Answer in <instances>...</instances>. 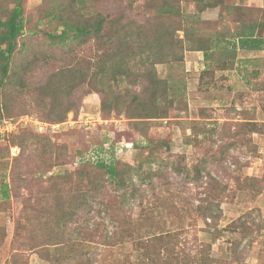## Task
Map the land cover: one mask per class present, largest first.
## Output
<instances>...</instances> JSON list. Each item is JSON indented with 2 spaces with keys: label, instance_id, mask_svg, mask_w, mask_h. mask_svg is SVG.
<instances>
[{
  "label": "rangeland",
  "instance_id": "obj_1",
  "mask_svg": "<svg viewBox=\"0 0 264 264\" xmlns=\"http://www.w3.org/2000/svg\"><path fill=\"white\" fill-rule=\"evenodd\" d=\"M11 1L0 0V7H12ZM56 1L25 0L29 27L48 30L45 10ZM163 2L88 0L87 8L123 18L133 27L156 29L165 22L177 29V39L184 41L182 60L156 66L158 77L167 82L169 98L175 99L170 117L139 119L136 111L124 112L127 105L122 104L120 111L104 112L102 95L88 84L54 106L58 113L60 107L73 105L64 122L54 120L49 100L42 105L35 96L11 92L5 105L9 116L0 98V124L29 117L13 135H36L55 145L42 151L31 138L23 147L12 146L11 134H0V264H50L41 250L32 248L44 236L35 219L51 202L46 192L57 187L50 177L76 174L82 164L96 166L101 161L131 171L124 187L104 180L100 192L64 227L68 239L92 242L85 249L69 246L74 256H62L60 264H83L81 259L90 264H138V241L168 234H174L176 250L184 257L204 253L222 264H264V44L255 51L234 47L239 19L260 18L264 0H226V8L200 13L194 3L181 2L188 19L162 17L158 11ZM21 41L29 46L26 54L17 56L19 66L33 55L56 57L31 71V87L44 84L64 67L65 61L42 38ZM137 43L134 40V47ZM224 48L236 51V56L225 55ZM102 49L95 43L81 47L71 63L84 69L89 65L85 61ZM228 60L233 66L223 70ZM136 74L112 84V91L141 93L147 83L138 82ZM36 122L62 126L39 132ZM250 123H256L258 133L245 126ZM74 183L62 181L63 193ZM5 185L8 199L1 197ZM207 200L215 205L214 218L197 211ZM26 211L32 222L24 221L22 238L17 239L16 224ZM104 233L107 245L102 244Z\"/></svg>",
  "mask_w": 264,
  "mask_h": 264
},
{
  "label": "trees",
  "instance_id": "obj_2",
  "mask_svg": "<svg viewBox=\"0 0 264 264\" xmlns=\"http://www.w3.org/2000/svg\"><path fill=\"white\" fill-rule=\"evenodd\" d=\"M87 1H56L52 7L45 10L44 17L48 20V30L29 27L30 21L26 15L25 0H12V7H0L1 105L5 107L7 103L9 104L11 92L16 95L35 96V100L42 105L49 100V104L52 106L50 113H53L54 120L64 122L72 111L73 105L70 103L66 107H60L62 110L58 113L54 112L56 110L54 106H60L70 99L78 87L88 84L92 91L102 95L104 112L120 111L122 104V106L127 105L124 112L136 111V116L139 119L152 120L170 117L171 110H174L175 99L169 98L167 82L158 77L156 66L163 64L165 60H182L184 41L180 38L177 39L175 34L177 29L173 30L172 24L165 22L158 23L156 29L147 25H135L134 27L131 23L126 25L123 18L91 11L89 7L87 8ZM181 2L194 3L199 13L221 6L227 7L226 0H164L158 12L162 17L180 16L188 19L189 17L183 14ZM259 11H261V17L256 20L239 19L240 27L235 35L237 43H234V47L239 44L248 51L261 49L264 44V8H259ZM187 32H185L186 35ZM27 37L42 38L45 45L51 48L52 52L57 51L61 60L65 61L63 68L52 74L44 84L35 87L28 84V75L40 65V62L54 61L56 57L47 54L41 57L33 55L25 60L26 63L23 66H19L16 63V58L18 55L26 54L29 46V44L22 43L21 39ZM134 40L138 41L136 47L133 45ZM91 43L103 47L101 53L99 54L97 51L94 58L85 61L89 65L84 69L72 64L71 60L75 55L77 56L78 50ZM198 50H202L208 55L206 49ZM223 50L225 55L236 56V51H231L228 48ZM232 66L233 62L230 60L223 62V70ZM146 67L148 69L144 70ZM135 69L138 70L135 71ZM134 73H137L135 79L138 82L143 80L144 83H147V87L141 93L128 94L112 91V84H119L131 79ZM94 81H99V83ZM134 105L136 106L131 108ZM112 106L115 108L111 109ZM5 113L11 115L9 107H5ZM250 124L245 126L252 127L250 132L258 133L256 123ZM44 130H39V132H44ZM10 134L12 146L23 147L31 138L39 148H42V151L55 146L51 140L48 139L45 143L42 137L36 135H13L14 132ZM94 165L96 166L85 163L78 168L76 174L66 173L50 177V180L55 181L57 187L45 191L51 202L39 212L38 219H35L40 229L44 231V236L32 245L33 249L41 250L43 258L47 256V261L50 264L62 263L61 257L64 255L74 256L75 251L70 250L69 246L77 245L85 249L92 242V239L72 241L67 238L63 229L67 224L73 222L78 212L89 204L94 195L100 192L104 180L124 187L125 175L131 171L130 167L122 166L116 162L107 164L101 161ZM74 176H76V180H72L75 179ZM62 181L66 183L74 181L75 183L68 188V192L66 189L63 193L64 187H60ZM213 191L214 189H211V193ZM1 197L9 198L7 185L1 188ZM214 209L213 201H208L206 207H198L197 211L199 215L209 219L215 217ZM29 217L30 213L27 216L26 211L24 219L17 222L15 231L17 239L22 238L24 221L32 222ZM95 231L98 229L96 228ZM101 238L102 244L107 245L108 234H102ZM138 244L140 245L138 264H222L219 260L204 253L198 257L182 256L176 250L177 243L174 234L154 235L138 241ZM65 249H69V251ZM81 263L90 264L83 259H81Z\"/></svg>",
  "mask_w": 264,
  "mask_h": 264
},
{
  "label": "built area",
  "instance_id": "obj_3",
  "mask_svg": "<svg viewBox=\"0 0 264 264\" xmlns=\"http://www.w3.org/2000/svg\"><path fill=\"white\" fill-rule=\"evenodd\" d=\"M28 120H29V117L21 118L20 121L17 122L16 124H14L13 122L5 121L4 124H0V134L8 135L10 133H13L18 128L21 122H27ZM36 125L38 126L40 131H43L49 126L53 128H59L60 126H62V125H48V124L40 123V122H36Z\"/></svg>",
  "mask_w": 264,
  "mask_h": 264
}]
</instances>
